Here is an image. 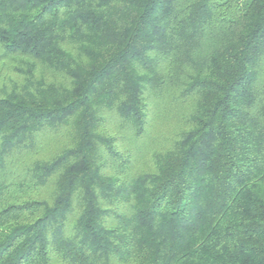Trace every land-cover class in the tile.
<instances>
[{"label":"trees","instance_id":"16d2710c","mask_svg":"<svg viewBox=\"0 0 264 264\" xmlns=\"http://www.w3.org/2000/svg\"><path fill=\"white\" fill-rule=\"evenodd\" d=\"M0 264H264V0H0Z\"/></svg>","mask_w":264,"mask_h":264}]
</instances>
